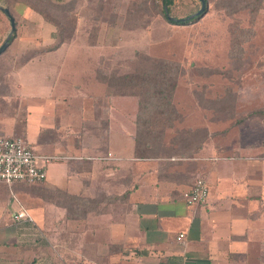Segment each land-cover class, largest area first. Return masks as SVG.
<instances>
[{
	"label": "crops",
	"instance_id": "0c3cea01",
	"mask_svg": "<svg viewBox=\"0 0 264 264\" xmlns=\"http://www.w3.org/2000/svg\"><path fill=\"white\" fill-rule=\"evenodd\" d=\"M96 51L35 48L21 79L0 77V134L59 158L43 183H0V264H264V126L226 146L209 132L168 153L139 147L137 100L88 87H101ZM201 177L208 201L188 206ZM21 207L32 222L14 221Z\"/></svg>",
	"mask_w": 264,
	"mask_h": 264
},
{
	"label": "rangeland",
	"instance_id": "374dc122",
	"mask_svg": "<svg viewBox=\"0 0 264 264\" xmlns=\"http://www.w3.org/2000/svg\"><path fill=\"white\" fill-rule=\"evenodd\" d=\"M227 1L206 0L201 17L179 23L201 9L200 0H0L16 23L0 61V77L21 79L16 70L35 48L47 52L60 42L94 46L89 67L101 87L89 85L91 92L132 97L141 111V91H122L117 76L132 74L144 55L164 59L179 74L172 99L176 114L171 122L157 120L149 129L143 126L146 114H140V130L154 131L153 153H168L173 145L197 142L209 132L223 146L252 139L264 126V0H244L231 13ZM167 9L177 21L170 20ZM10 31V20L0 9V46ZM81 88L73 85L76 91ZM92 103L94 109L103 104L95 98Z\"/></svg>",
	"mask_w": 264,
	"mask_h": 264
},
{
	"label": "trees",
	"instance_id": "16d2710c",
	"mask_svg": "<svg viewBox=\"0 0 264 264\" xmlns=\"http://www.w3.org/2000/svg\"><path fill=\"white\" fill-rule=\"evenodd\" d=\"M243 1L244 0H229L227 2H224V5L231 13L240 10L237 8V5ZM261 1L262 0H259V2ZM165 3L169 4L170 0H165ZM246 5L245 7H247ZM35 10L40 14L45 15L43 10H40L39 8H36ZM199 17L194 18V20L198 19ZM13 37H15V33L13 34L12 39ZM173 68L174 65L171 62H168L164 59H155L144 55L141 63L134 68L135 71L132 74L124 73L123 75L117 76V87L121 88L122 91L125 88H138L141 91V95L143 97V101L139 100L141 109V111L139 110L138 115L139 130L137 142L139 144V147L144 144L143 146L147 145V149H149L150 139L154 131L147 130L150 128L148 125L155 124V121L157 120L160 121L165 119V122L169 123L174 119L173 116L176 114V110L175 106L172 103V99L179 74L178 72H175ZM120 93L121 92H119L118 94ZM126 93L127 92L121 93V95H126ZM141 113H145L146 115L144 116V118L149 119L146 120V124L143 123V126H148L145 132H142L140 130L142 125L140 124ZM141 120H143V117ZM138 150H140V148Z\"/></svg>",
	"mask_w": 264,
	"mask_h": 264
},
{
	"label": "built area",
	"instance_id": "2783aa9c",
	"mask_svg": "<svg viewBox=\"0 0 264 264\" xmlns=\"http://www.w3.org/2000/svg\"><path fill=\"white\" fill-rule=\"evenodd\" d=\"M57 156H41L22 138L8 137L0 134V183L14 186L18 183L35 185L47 180L48 166ZM210 188L204 178H198L194 186L183 194L188 206L205 204L208 201ZM16 222L33 221L28 210L21 207L13 214ZM185 239V234L177 237L178 241Z\"/></svg>",
	"mask_w": 264,
	"mask_h": 264
},
{
	"label": "water",
	"instance_id": "95a60500",
	"mask_svg": "<svg viewBox=\"0 0 264 264\" xmlns=\"http://www.w3.org/2000/svg\"><path fill=\"white\" fill-rule=\"evenodd\" d=\"M202 6H201V9L194 13L193 15L189 16L188 18H184V19H181L180 21L183 22V21H189V20H192L196 17H199L201 16L202 14H204V12L206 11L207 9V2L206 0H200ZM0 9L3 11V13L9 18L10 20V23H11V31H10V34L9 36L7 37L6 41L0 46V56L1 54H3L7 48L9 47L10 45V42H11V39H12V36L13 34L15 33V30H16V23H15V18L13 17V15L11 14L9 8H6V7H0ZM166 14L168 15V17L170 18V20H174V21H177L176 19L172 18L170 15H169V12H168V9L166 11Z\"/></svg>",
	"mask_w": 264,
	"mask_h": 264
}]
</instances>
